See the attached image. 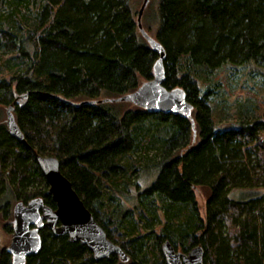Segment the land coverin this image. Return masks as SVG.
<instances>
[{
    "label": "trees",
    "instance_id": "trees-1",
    "mask_svg": "<svg viewBox=\"0 0 264 264\" xmlns=\"http://www.w3.org/2000/svg\"><path fill=\"white\" fill-rule=\"evenodd\" d=\"M138 3L0 0V226L14 231L19 202L57 207L36 158L55 156L130 259L96 260L45 225L26 264H167L166 240L202 245L204 264H264V114L217 127L203 83L222 66L264 73V0H157L163 85L185 91L186 115L125 98L146 90L160 57ZM10 105L24 140L8 128ZM196 187L209 190L204 216ZM0 264H13L1 237Z\"/></svg>",
    "mask_w": 264,
    "mask_h": 264
},
{
    "label": "water",
    "instance_id": "water-1",
    "mask_svg": "<svg viewBox=\"0 0 264 264\" xmlns=\"http://www.w3.org/2000/svg\"><path fill=\"white\" fill-rule=\"evenodd\" d=\"M148 2L149 0H143L138 13V24L142 34L159 52L160 57L154 67V80L147 84L146 90L125 98L141 97L144 105L150 110L186 115L191 112L193 105L187 100V95L182 88L170 90L163 85L165 49L161 42L150 36L142 25V14ZM12 109L13 106L10 105L7 110L8 128L13 135L24 140ZM36 158L49 183L48 193L53 196L57 207L53 209L44 202L42 197L15 205L14 231L8 247L13 264H26L27 256L39 252L42 247L40 229L45 225L57 236L68 235L71 242L85 244L93 252L96 260L117 254L122 261H129L130 256L120 245L109 239L106 231L87 208L71 181L63 174L60 160L55 156L41 154H37ZM161 249L167 264H204L202 245H195L188 252H182L166 240Z\"/></svg>",
    "mask_w": 264,
    "mask_h": 264
},
{
    "label": "rangeland",
    "instance_id": "rangeland-1",
    "mask_svg": "<svg viewBox=\"0 0 264 264\" xmlns=\"http://www.w3.org/2000/svg\"><path fill=\"white\" fill-rule=\"evenodd\" d=\"M138 2L137 11L140 10L143 0H138ZM156 2L157 0H149L141 18L147 33L154 38H156L157 21L153 11ZM229 69L228 66H222L216 69L214 73L206 74V80L203 81L205 87L215 91L212 105L217 127L232 124L240 118L264 114V73L250 72L248 66H243L235 74L230 75ZM154 176L152 171H147V174L140 178L141 184L147 185ZM195 193L200 212L204 216L209 190L206 187H196ZM0 237L3 245L8 248L12 241L13 232L8 233L0 226Z\"/></svg>",
    "mask_w": 264,
    "mask_h": 264
}]
</instances>
